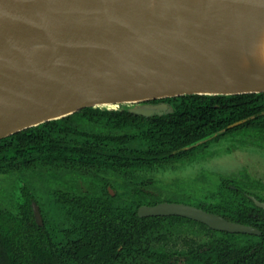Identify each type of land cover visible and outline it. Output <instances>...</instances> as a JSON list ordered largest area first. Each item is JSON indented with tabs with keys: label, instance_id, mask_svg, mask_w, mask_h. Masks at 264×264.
I'll return each instance as SVG.
<instances>
[{
	"label": "water",
	"instance_id": "obj_1",
	"mask_svg": "<svg viewBox=\"0 0 264 264\" xmlns=\"http://www.w3.org/2000/svg\"><path fill=\"white\" fill-rule=\"evenodd\" d=\"M192 7L175 1L151 6L148 0H0V140L86 107L129 104L130 112L152 116L171 107L151 100L264 93V63L253 60L262 48L264 0ZM240 57L245 69L238 67ZM253 201L264 210L263 202ZM32 208L42 224L35 203ZM137 214L259 233L184 203L141 205Z\"/></svg>",
	"mask_w": 264,
	"mask_h": 264
},
{
	"label": "trees",
	"instance_id": "obj_2",
	"mask_svg": "<svg viewBox=\"0 0 264 264\" xmlns=\"http://www.w3.org/2000/svg\"><path fill=\"white\" fill-rule=\"evenodd\" d=\"M158 102L168 103L171 111L142 116L130 112L129 104L86 107L0 140V175L22 182V192L15 190L10 196L13 207L0 206V264H130L126 257L133 255L149 258L152 264H167L161 248L144 247L145 235L172 225V220L193 221L178 216L138 217L140 205L159 202L136 186L139 172L163 167L169 160L205 147L208 142L180 150L236 121L245 119L231 130L264 128V93L193 94L148 101ZM107 171L126 182H116L113 187L122 189L114 196L106 189L107 178L99 175ZM68 182L77 192L56 190V185ZM32 200L40 207L42 226L34 221ZM236 201L223 194L209 209L251 223V215L234 211L232 206L240 210ZM254 208L251 205L248 210H258ZM157 234L155 240L161 243L163 236ZM223 234L228 235L226 240L248 241L249 237ZM217 244L200 252L199 261L190 250L187 264H211L213 260L205 259L210 254V259L222 264L218 259L224 255L233 259L245 249V245ZM247 258L245 264H264L257 250Z\"/></svg>",
	"mask_w": 264,
	"mask_h": 264
},
{
	"label": "flooded vegetation",
	"instance_id": "obj_3",
	"mask_svg": "<svg viewBox=\"0 0 264 264\" xmlns=\"http://www.w3.org/2000/svg\"><path fill=\"white\" fill-rule=\"evenodd\" d=\"M229 125H227L226 128L221 129L223 130L221 133L220 131L219 132L216 131L217 134L215 137L211 138L212 139L211 142L213 141L219 142L220 138H222L223 135H226L229 131H232L231 130L232 128L236 127L234 126V127L229 128L228 127ZM226 129H228L229 131H227ZM255 130L252 129L249 131L250 138L252 134H255L256 137H258L259 140H261L260 142L261 145L251 147V148L262 150V153H264V128L262 127L260 129H255ZM210 140L206 142L209 143ZM207 145H205V148L208 147ZM190 148L180 149V150L188 151V150H191ZM197 149H200V147ZM197 149H195L193 152H189V154H186L181 159L169 160L168 162L180 161L183 159H185L186 162H192L194 160L203 159L207 157L208 155H210L212 152L211 150L209 152L206 150H203L202 153L199 155L200 157H196L195 154H196ZM167 163H165L163 167L155 166V167L142 170L141 172H139V174L141 175L136 181V186L139 188V190H141L142 193H145V195L147 194L151 196L153 199L158 200L159 202H171L169 200H165L161 196L163 194V191L160 189V186L157 187L158 180L155 181L153 179L154 178L153 174L163 171L164 168L167 167L166 166ZM111 172L112 171L102 172L99 175H102V177L107 178L108 182L106 183V187H107L106 189L111 196H114L116 194V191H119L122 188L121 187L118 188L116 186L113 187V186L116 184V182H121L122 179H121V176L119 177V176L112 175ZM212 177H214V180H212ZM200 179L205 180L204 181L205 186L202 185L203 183L200 184L201 186L204 187V190H202L201 193L197 195L196 204L195 205L189 204V203H184V204H188V205L203 209L207 212L218 214L232 222L252 226L256 228L259 233L247 234V233H230L227 231H219V230L211 229L210 227H208L207 225L199 221L183 217V218L193 221V223H188V222L182 223L177 220H172V222H174L172 225L167 224L166 226L165 225L159 226L152 230L148 229L147 231L149 230L150 231L144 237L146 240L144 243V247H148L152 249L161 248L160 250H162V252L165 253V263L167 264H187V259L189 255L188 253L190 252V250H192L194 258L198 259V254L200 252L209 249L212 245H218L217 243H223L222 247L224 245L225 246L228 245L230 247L231 244L236 245V246L245 245V249H246L245 250L243 248L240 251H238L236 253V256L233 259H232V256L231 257L226 256L225 258V255H224L222 260L218 259V261H222V264H235L237 262L242 263L243 261H244L243 264H245L246 262H248L247 256L254 254L256 250L259 252L261 256V260H264V210L256 206L255 202L253 201V198H255L256 200L264 203V182L263 180L260 178L253 177L246 171L245 168H241L236 174H229V175H224L221 173L215 174L214 172L209 173L208 176L202 174ZM197 180L199 179H196V181ZM213 181L215 182L214 184H212ZM122 183L126 184V182H123V181ZM194 183L198 184V182H194ZM148 185L153 186V188L152 189L148 188ZM211 185H214L212 189H211ZM56 190H59L62 193L66 192L67 194L73 193V190L76 191V189L73 188V184L69 182L65 183L62 186L56 185ZM80 190L85 191L86 186L84 184H80ZM219 190L220 192L224 190L226 191V193H220ZM16 192L18 193L22 192V183H20L19 186H17ZM223 194L224 195L228 194L229 196L232 195L233 197H236L237 199L236 203L239 204L240 210L236 211V209L233 206L232 208L234 209L236 213H241V215H245V216H247L248 214L251 215L253 217L252 222L248 223V222H243V221L241 222L236 219L233 220V219L225 217L219 212L210 210L209 209L210 205L218 204V202L222 200ZM32 203H35L37 205L39 212H40V207L35 200L31 201L30 205L32 209L33 218L35 221ZM176 203H182V202H176ZM142 205H148V204H142ZM251 205L255 207L254 209L257 208L258 210H254V211L248 210V208L251 207ZM3 208H6V207H3ZM248 211L250 213H248ZM40 215H41V212H40ZM167 216H177V215H167ZM143 217H151V216H143ZM178 217H182V216H178ZM41 221H42V224H38L36 221L35 222L37 225L42 226L43 225L42 215H41ZM190 227L193 228L192 231ZM157 232H160L161 235L163 236V238L160 240L161 243L155 240V238L158 235ZM188 232H193V235L189 237L187 235ZM223 233L249 235V237H248V241H244L238 238H235V239L229 238V237H228L229 239L226 240V237L228 235L223 234ZM120 249H121V246L118 247V250ZM226 250L225 252L228 253ZM242 251L244 252L242 253ZM209 257H211V254L206 255L205 259L208 258L210 261L213 260L214 262H211V264H219L216 258L210 259ZM126 258L129 260L130 264H152L153 262L149 258H145L143 256H138V255L137 256L133 255V256L126 257ZM199 260L200 259H198V261ZM119 264L121 263L119 262ZM161 264H164V263H161Z\"/></svg>",
	"mask_w": 264,
	"mask_h": 264
},
{
	"label": "rangeland",
	"instance_id": "obj_4",
	"mask_svg": "<svg viewBox=\"0 0 264 264\" xmlns=\"http://www.w3.org/2000/svg\"><path fill=\"white\" fill-rule=\"evenodd\" d=\"M250 130L244 127L229 131L220 138L219 142H211V139L207 145L208 147H200V149H197L199 151L196 150V157H200L199 155L203 150L212 151L210 155L203 159L192 162H186L185 159L168 162L166 164L167 167L163 171L153 174V179L155 181L158 180L157 187L160 186V189L163 191L161 196L171 202L195 205L197 195L204 190V187L200 184L203 183L202 185L205 186V180L200 179V177L202 174L208 176L211 172L229 175L236 174L241 168H245L250 175L260 178L264 182V153H262V150L251 148L261 145V140L255 134H252L250 138ZM215 135H210V138H213ZM196 179L199 180L196 181ZM212 180H214V177H212ZM194 182H198V184ZM20 183L22 182L9 177L7 174L0 175L1 207H13L10 196L15 192ZM214 183L213 181L212 184ZM212 187L214 185H211V189ZM148 188L152 189L153 186L148 185ZM190 229L191 231L193 230L191 227ZM187 235L190 237L193 235V232H188Z\"/></svg>",
	"mask_w": 264,
	"mask_h": 264
},
{
	"label": "bare ground",
	"instance_id": "obj_5",
	"mask_svg": "<svg viewBox=\"0 0 264 264\" xmlns=\"http://www.w3.org/2000/svg\"><path fill=\"white\" fill-rule=\"evenodd\" d=\"M172 1L177 2V4H186L187 7H190L193 5L192 10L194 8L200 10L202 8H200L199 6L205 7L206 5L208 6L211 2V0H148L149 4L152 6L157 2H164V3H172ZM262 32V36H261V44H262V48H261V52H255V54H258L253 60L257 61V59H259L261 61V64L264 63V23H262L261 25V30ZM257 48L259 49L260 46L257 45ZM241 58V57H240ZM238 67L239 68H246L247 67V62L245 61L244 64V58L242 57L241 59L238 60Z\"/></svg>",
	"mask_w": 264,
	"mask_h": 264
}]
</instances>
